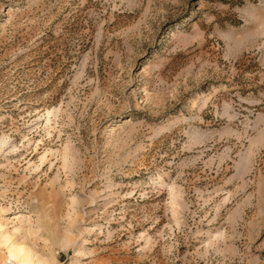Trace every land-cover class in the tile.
I'll use <instances>...</instances> for the list:
<instances>
[{"label":"rangeland","instance_id":"rangeland-1","mask_svg":"<svg viewBox=\"0 0 264 264\" xmlns=\"http://www.w3.org/2000/svg\"><path fill=\"white\" fill-rule=\"evenodd\" d=\"M0 222L58 264H264V0H0Z\"/></svg>","mask_w":264,"mask_h":264},{"label":"bare ground","instance_id":"bare-ground-1","mask_svg":"<svg viewBox=\"0 0 264 264\" xmlns=\"http://www.w3.org/2000/svg\"><path fill=\"white\" fill-rule=\"evenodd\" d=\"M47 114L49 115V112H47ZM2 213L4 214L11 213V209L4 208V211ZM17 213L18 214L15 216V218L18 222V225L14 227V232L20 233L21 231H23L24 235L25 233L27 235L32 234L34 232V228L36 227L34 222L31 221L32 214L29 212H17ZM0 250H2L4 257L13 259L18 264H58V261L55 260V257L53 259L52 254L49 256L42 255L37 251H35L29 245L12 239V235L6 230V228L1 222H0ZM75 255H79V250L76 251Z\"/></svg>","mask_w":264,"mask_h":264},{"label":"built area","instance_id":"built-area-1","mask_svg":"<svg viewBox=\"0 0 264 264\" xmlns=\"http://www.w3.org/2000/svg\"><path fill=\"white\" fill-rule=\"evenodd\" d=\"M0 264H18L15 260L10 259L8 257H4L0 259Z\"/></svg>","mask_w":264,"mask_h":264}]
</instances>
